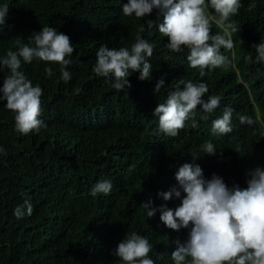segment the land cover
Here are the masks:
<instances>
[{
	"label": "trees",
	"instance_id": "16d2710c",
	"mask_svg": "<svg viewBox=\"0 0 264 264\" xmlns=\"http://www.w3.org/2000/svg\"><path fill=\"white\" fill-rule=\"evenodd\" d=\"M127 2L0 0V7L8 8L0 25V60L22 45L34 47L33 37L44 27L67 35L75 49L66 57L67 83L61 65L22 60L19 70L42 89L39 119L46 126L38 132H17L15 113L0 101V264H123L114 250L132 233L152 245L148 258L155 264H174L171 254L190 229L166 227L159 208L181 205L185 193L175 179L178 168L198 165L204 179L216 175L229 188L242 189L252 171L264 169V63L252 46L264 41V0H240L238 13L225 22L236 28L225 37L234 47H221L225 64L204 69V75L189 66L188 48L173 52L167 47L168 38L158 30L163 22L158 10L142 19L125 16ZM208 12L215 15L211 8ZM210 34L224 36L225 30L213 22ZM138 36L153 46L152 56L145 57L150 76L141 81L138 71H130L131 86L116 90L113 76L94 73L96 53L101 46L131 50ZM9 74L0 70V87ZM160 79L164 85L155 92ZM182 81L206 84L203 99L219 97V106L207 119H201L198 106L170 137L160 131L153 110L182 90ZM225 108L234 110L232 131L213 134L212 122ZM241 116L253 123L242 124ZM208 142L215 154L203 150ZM101 181L111 182L110 193L93 196ZM174 187L181 191L179 198L165 201L158 195ZM149 199L158 209L151 218L141 206ZM25 201L32 205L31 215ZM18 207L24 213L20 218L14 214Z\"/></svg>",
	"mask_w": 264,
	"mask_h": 264
},
{
	"label": "clouds",
	"instance_id": "9594fccd",
	"mask_svg": "<svg viewBox=\"0 0 264 264\" xmlns=\"http://www.w3.org/2000/svg\"><path fill=\"white\" fill-rule=\"evenodd\" d=\"M254 6L251 5L250 10ZM240 7V0H128L122 11L125 16L134 14L142 19L154 9L158 10L163 17L158 30L168 38L167 47L173 52H179L181 46L188 48L189 66L201 69V75H204V69L225 64L227 57L220 53V48L231 50L234 47L233 41L225 37H230L228 29L236 31L234 24L225 22L236 15ZM209 8L214 10L215 15L208 12ZM7 11L6 5L0 7V25L4 23ZM213 22L224 28V36L210 34ZM147 23L152 27L151 20ZM33 41L34 47L22 45L18 51H9L6 58L0 60V70L7 68L10 72L0 87V101H5L6 108L15 113V130L23 135L38 132L46 125L39 119L42 89L38 85L33 86L19 70L22 60L31 63L35 58L61 65L62 78L67 83L71 76L66 70L70 63L66 57L75 51L70 38L52 27L42 28L34 35ZM252 46L258 54L257 61L264 63V41ZM152 54L153 46L139 36L131 50L101 46L96 53L97 62L93 71L97 76H113L112 87L123 90L131 86L127 79L130 71H138L139 80H148L151 64L145 57ZM45 72L48 76L53 74L51 68H46ZM181 83H184L182 90L171 92L166 102L158 104L153 110V115L159 118L160 131L170 137L178 135V130L184 127L185 121L198 106L204 113L201 119H207V114L219 106V97L210 96L207 101L203 99L208 91L206 84ZM163 85L164 80L160 79L154 91L158 92ZM233 111L232 108H225L222 117L212 122L213 134L232 131ZM240 121L242 124L253 123L245 116H241ZM203 150L206 154H215V147L210 142L203 146ZM250 177L246 188H229L219 176L204 179L198 165L184 163L178 168L175 179L185 193L181 205L175 210L163 205L159 208L160 220L166 227L176 231L190 229L187 240L183 243L177 241V247L171 254L174 264H185L186 258H190V264H264V169L257 167ZM111 188L110 181L97 182L91 194L107 195ZM158 195L168 201L173 195L179 198L181 191L174 187ZM25 204L27 215H31V203L25 201ZM141 206L146 209L149 218L158 210L153 207L151 199ZM14 214L17 218L24 215L20 207ZM151 248L145 237L132 233L117 245L114 255L123 264H155L148 258Z\"/></svg>",
	"mask_w": 264,
	"mask_h": 264
}]
</instances>
